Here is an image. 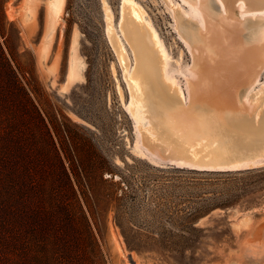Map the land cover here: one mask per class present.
<instances>
[{
	"label": "rangeland",
	"instance_id": "1",
	"mask_svg": "<svg viewBox=\"0 0 264 264\" xmlns=\"http://www.w3.org/2000/svg\"><path fill=\"white\" fill-rule=\"evenodd\" d=\"M107 1L132 59L117 26L121 0ZM138 1L183 85L191 55L172 13L163 0ZM22 4L0 0L3 264L12 253L18 264H134L129 253L137 264H264V166L199 170L136 153L124 109L129 91L107 38L103 0H66L46 60L38 49L47 0L37 1L32 17ZM75 32L84 78L64 92ZM261 85L264 68L254 89Z\"/></svg>",
	"mask_w": 264,
	"mask_h": 264
},
{
	"label": "water",
	"instance_id": "2",
	"mask_svg": "<svg viewBox=\"0 0 264 264\" xmlns=\"http://www.w3.org/2000/svg\"><path fill=\"white\" fill-rule=\"evenodd\" d=\"M163 1L191 55L183 74L187 103L171 113L179 135H164L153 113L157 100L179 87L169 73L172 59L152 23L143 19L144 11L132 0H122L119 30L134 57L128 73L129 61L112 15L102 8L107 38L130 93L126 107L110 63L112 72L121 104L135 121L137 141L156 161L178 165H230L264 158V85L248 94L264 67V0ZM207 117L238 140L206 131Z\"/></svg>",
	"mask_w": 264,
	"mask_h": 264
},
{
	"label": "bare ground",
	"instance_id": "3",
	"mask_svg": "<svg viewBox=\"0 0 264 264\" xmlns=\"http://www.w3.org/2000/svg\"><path fill=\"white\" fill-rule=\"evenodd\" d=\"M37 1L38 0H23V4L20 8V11L26 17L34 16L36 14V11H37ZM132 1L139 8H141L144 11L143 19L148 20L152 23L159 40L161 41L163 47L166 50V47H165L164 42H163V40L159 34V31L155 27L151 17L149 16V13H148L146 7L143 4H141L140 1H138V0H132ZM65 3H66V0H47L46 32H45L44 38L42 39V42L39 46V49H38L39 50L38 51L39 57L41 60H43V59L46 60V58L48 57L49 50H50L51 44L53 42L54 35L56 33V29L63 22L62 16L64 13ZM121 4H122V0H121ZM103 7L107 8L109 10V12L111 13L112 24H113V11L111 10V7H110L107 0H103ZM120 9H121V6H120ZM8 14H9V16L14 17L15 11L13 10V8H11V7L9 8ZM120 17H121V14L119 13V18H118L117 24H119ZM117 26L119 28V25H117ZM113 28H114V31H115L117 37H118L120 44L122 45V47L125 51L127 59L129 61L128 73H130V71L133 67L134 57L132 55V59L130 58L129 53L127 52V49H125L124 44L121 41L120 35L118 34V32L116 31V29L114 27V24H113ZM190 64H189V66L185 67V69L183 67L182 70H184V72H183L184 74L188 71ZM178 68H179V66H178ZM263 68H262V70H263ZM84 69H85V63L83 62L82 56L79 52L78 34H77V32H75L73 39H72V43H71L70 58H69V65H68L67 72H66V78H65V80L62 83V86L60 88L61 91H64V92L68 91L76 82L82 80L84 78ZM176 70H178L180 72V68L176 69ZM261 71L259 73V76H258V79L256 82H258V80L260 78ZM169 73H170L173 81L175 82V84L183 92V100L185 101L184 104H186L188 99H187V93H186V87H185V80H184V84L181 85L178 82V80L175 78V76L173 75V69L171 68L170 65H169ZM254 85L248 91V94H251L257 90V89H254ZM262 86L263 85H261L260 87H262ZM260 87H258V88H260ZM119 88H120L121 93H122V98L124 99L123 91H122L121 87H119ZM128 94H129V97L125 101L126 106L128 105L129 100H130V93H128ZM75 118L78 119L77 116ZM133 123H134L135 132H136V124H135L134 120H133ZM133 150L142 156L150 155V153L137 141L136 135H135V139H134V149ZM151 158H152V156H151ZM167 162H170L171 164H174L175 166L180 167V168H193V169L211 170V171H240V170L260 168V167L264 166V158H261V157L255 159V160H251V161H247V162H243V163H237V164H230V165H195V164L178 165L172 161H167ZM247 220H248V216H245L243 218V220L242 221L240 220L241 222H239L238 224H240V225L244 224L245 225ZM113 239H114L115 246L117 247V249L120 251L121 254H123L125 256L127 249L124 248V245H123L124 242L122 243L120 237L116 233H114ZM129 255H130V259L134 262V264H137V261L135 259L134 254L129 253Z\"/></svg>",
	"mask_w": 264,
	"mask_h": 264
},
{
	"label": "snow or ice",
	"instance_id": "4",
	"mask_svg": "<svg viewBox=\"0 0 264 264\" xmlns=\"http://www.w3.org/2000/svg\"><path fill=\"white\" fill-rule=\"evenodd\" d=\"M218 3L219 0H216ZM247 97V91L244 92V98ZM185 103L183 100V92L177 90L175 94L169 93L166 98H159L153 105L154 116L157 117V123L160 126L164 135H179L176 133L172 125L175 123L171 113L174 112L178 105ZM202 113L206 111L203 107L199 109ZM236 123L235 121L233 122ZM205 130L218 136H224L226 140L236 141L238 138L234 133H228L226 130L215 126L211 117H207V125Z\"/></svg>",
	"mask_w": 264,
	"mask_h": 264
},
{
	"label": "trees",
	"instance_id": "5",
	"mask_svg": "<svg viewBox=\"0 0 264 264\" xmlns=\"http://www.w3.org/2000/svg\"><path fill=\"white\" fill-rule=\"evenodd\" d=\"M0 227H1V224H0ZM2 234H3V232H2V230H0V264H3V236H2ZM15 255H16L15 253L8 254V257L10 260L9 264H18L16 262Z\"/></svg>",
	"mask_w": 264,
	"mask_h": 264
}]
</instances>
